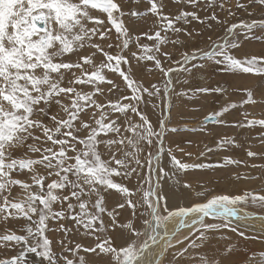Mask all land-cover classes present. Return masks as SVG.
I'll use <instances>...</instances> for the list:
<instances>
[{"label": "snow or ice", "instance_id": "6c2138e0", "mask_svg": "<svg viewBox=\"0 0 264 264\" xmlns=\"http://www.w3.org/2000/svg\"><path fill=\"white\" fill-rule=\"evenodd\" d=\"M171 2L181 6L175 15L163 12L164 0H146L150 5L147 11L156 17L159 28L153 35H141L155 40V44L150 47L137 43L142 51L131 52L130 56L136 59L137 67L140 61L154 62L147 71L158 70L162 81L145 86L142 78L133 77L131 61L123 55L132 34L123 19L125 8L129 19L139 16L136 6L141 0H0V219L24 221L20 234L8 230L0 235V246L20 249L16 255L0 259V264H33L26 258L28 253L39 258L38 264H95L86 259L87 254L103 258L104 264H235L231 259L235 246L221 243L229 239L223 235L225 229L245 237L243 230L238 231L231 224L230 218L237 216L233 205L251 197L253 204L264 206V195L219 193L190 206L170 207L163 182L174 176L165 169L163 158H168L174 173L205 165L178 159L176 151L189 158L193 154L172 147L175 142L168 140L165 133L177 129H169L163 115L151 120L141 106L160 98L162 112L166 113L172 74L179 77L204 68L203 64L188 66L198 56L219 71L264 78V54L243 58L232 54V50L239 51L241 47V32L264 27V0H236L234 7L250 19L235 22L221 20L215 10L218 2L220 10H227L228 17H234L228 0ZM188 6L196 10H185ZM201 8L211 10V15L200 17L197 10ZM101 17H106L115 29L117 43L103 44L110 38L111 30ZM194 21L209 30L213 23L220 25L225 36L218 41L209 37L208 50L192 48L182 52L179 60H172L173 53L161 50V45L169 42L168 36L161 33L195 39L203 33L185 27ZM135 39L138 42L140 37ZM171 42L187 46L180 39ZM86 46L91 51L81 54ZM113 47L118 49L115 54L110 51ZM168 61L176 67H165ZM125 64L129 65L127 71L122 68ZM105 69L118 73L126 87L122 90L107 79ZM105 83L110 85L106 90L101 86ZM129 90L130 94H123ZM195 91L221 93L223 89L202 87ZM244 91L247 99L242 103L255 105L252 89ZM105 92L121 94L101 102L97 96L104 97ZM234 107L235 104H229L205 120L224 124L220 117ZM244 115L246 123L238 127L264 126V119H248V114ZM234 143L231 137H222L215 147L222 149ZM213 150L206 147L200 156ZM257 155L247 151L248 157ZM224 161L237 163L230 157H224ZM132 177L137 181L134 190L125 184ZM183 187L190 189L191 185L185 183ZM114 192L121 200L109 209V198ZM197 196H207V191ZM125 208L142 220L151 245H160L155 254L149 252L154 259L145 260V252L150 248L147 241L137 246L132 239L144 234L133 220L119 222L118 210ZM173 221L175 229L169 231L167 224ZM52 222L57 226H51ZM116 229L127 233L121 236L120 246H116ZM181 229L188 230L187 235L178 239ZM48 232L59 233L60 238L51 239ZM87 239L91 243L86 245L83 240ZM54 244L59 245V253ZM81 251L85 255H80Z\"/></svg>", "mask_w": 264, "mask_h": 264}, {"label": "rangeland", "instance_id": "374dc122", "mask_svg": "<svg viewBox=\"0 0 264 264\" xmlns=\"http://www.w3.org/2000/svg\"><path fill=\"white\" fill-rule=\"evenodd\" d=\"M119 2V0H118ZM236 0H228V5L232 6V10L235 13L234 17H228L227 10H220L217 2L216 12L221 20L228 19L229 22H235L240 18L250 19L242 10H237L235 6ZM165 7L163 12L166 15H175L178 8L181 7L171 0H164ZM140 11V15L136 17L128 18V8H125L126 26L131 28V38L129 48L125 49L123 55L128 57L131 61L132 73L134 78H142L145 86L151 83L161 84L162 77L158 70H154L151 73L147 71L149 68H153L154 62L140 61V67H137V61L130 56L131 52L139 54L142 49L137 47V43L140 45L147 44L150 47L155 44V40H149L147 35H141V33H147L153 35L158 30L159 25L156 23V17L147 11L150 7L146 3V0H141L137 6ZM185 10L193 11L196 9L188 6ZM197 14L200 17L210 16V11H204L203 8L197 10ZM260 13L257 11V16ZM105 20V26L111 30V36L109 39L103 41L106 46L109 43H117V33L110 24L107 23L106 17H101ZM188 30L195 28L203 33L202 36H196L195 39H190L186 36H176L172 33H164L161 35H167L169 42L165 45H161L162 52L173 53L171 59L179 60L180 54L184 51H191L192 48H200L208 50L210 41L221 40L225 36V32L220 25L213 23L212 29H207L206 25H202L199 22L194 21L190 26H185ZM140 37L139 41L135 39ZM94 40L99 42L98 37H94ZM180 39L186 42V47H180L174 45L171 41ZM231 40V38H229ZM238 42L241 47L239 51L232 50V54L237 55L238 58H243L244 55H262L264 54V27L257 26L252 29L251 32H241L238 37ZM90 49L85 48L81 54H88ZM113 54L118 51L115 47L110 50ZM161 58H163L161 56ZM75 60V57H72ZM99 61V57H97ZM200 65L203 64L204 68H196L191 72L182 73L177 77L176 73L172 74L173 87L170 89V95L168 100L169 108L165 112H162L163 102L160 98H153V102L142 105L141 107L145 111V114L150 117L151 120L156 121L157 117L164 116L167 121L169 129L176 128V132L165 133L168 140L174 141L173 148L177 146L184 148L186 152L192 153V157L183 156L179 151L175 152L178 159L188 163H202L205 167L189 169L186 172L174 173L171 165L168 164V158L164 157L162 162L167 171L170 172L174 178L166 179L163 182L164 193L169 197L170 207H179L181 205L190 206L195 202H202L209 196L219 193H228L230 195H243L245 192H256L260 195H264V168L256 167L253 165H264V126H253L250 128L238 127L240 123H246L245 115L247 118L264 119V78L257 77L253 74H241L232 75L219 71L217 68L211 66V62L206 58L197 57L191 64ZM165 67H176L171 64L170 61L165 62ZM129 65L122 66L123 70L127 71ZM107 79L112 80L115 84L119 85L123 90L126 85L123 79L118 73H112L108 69L104 70ZM179 78V83H177ZM187 81V82H185ZM105 90L110 87L108 84L101 85ZM207 87L210 89L220 87L223 89L221 93H199L195 90L198 88ZM245 89H252L253 99L257 101L253 104H243L242 101L247 99V93ZM90 90V89H85ZM121 93L116 95H109L105 92L104 97L97 96L101 102H106L107 99H116ZM123 94H130V90ZM153 104L160 107H153ZM229 104H235L236 107L230 108L228 112L223 113L220 119L225 121L224 124L214 122H204V119L210 114L220 111L221 108L226 107ZM55 110V109H53ZM87 118V117H85ZM138 119V117H137ZM47 122V121H46ZM205 126V127H204ZM222 137H231L234 140V144L227 146L226 148L216 149V142ZM167 144V141H165ZM213 148L211 153H206L204 156H200L201 152L205 151V148ZM251 150L258 153L256 157H248L247 151ZM224 157H230L237 163L226 164ZM179 180V184L177 183ZM188 183L191 185L190 189H185L183 185ZM126 186L134 190V186L137 185L135 177H132L130 181H125ZM147 185H145L146 187ZM207 191V196L198 197L197 193ZM16 191H19L18 189ZM15 194V193H14ZM121 198L113 193V196L109 198V209L113 208L117 202H120ZM233 207L248 210V212L264 216V206L259 204H253L251 197L247 202H239ZM120 215L118 217L120 223H126L129 219H132L136 227L144 234L139 237H132L137 242V246L144 243L147 240L145 235V226L141 219H136L132 216L130 209L118 210ZM140 212L143 213L144 209L141 208ZM105 219H109L105 217ZM24 221L22 219H9L4 221L0 219V235L6 234L8 230L17 231L20 234V228L23 226ZM233 227H237L238 231L243 230L245 237H240L237 233L231 232L230 229L223 230V235L229 239L227 241H221L222 244L232 243L235 246L234 255L231 259L235 264H264V256H261V252H264V233H261L259 229L254 230L247 229L242 223L236 224L232 222ZM7 226V227H6ZM51 226L55 225L52 222ZM69 227L71 225H68ZM6 228V229H5ZM188 231V230H187ZM185 229H181L177 234V238H183L187 235ZM109 234L113 233L112 229L108 230ZM49 238L58 240L60 238L59 233L48 232L46 233ZM122 235L127 233H121L119 229L115 230L116 246L122 244ZM72 239L79 240V237H72ZM83 243L90 244L91 239H87V242L83 240ZM54 250L60 252L58 244L53 245ZM20 249L17 247L5 248L0 246V259L10 258L12 255H16ZM80 255H85L83 251ZM26 258L38 264L39 258L34 254H26ZM171 257L169 256V259ZM86 259L94 261L95 264L102 263V258L93 257L91 254H87Z\"/></svg>", "mask_w": 264, "mask_h": 264}, {"label": "bare ground", "instance_id": "6f19581e", "mask_svg": "<svg viewBox=\"0 0 264 264\" xmlns=\"http://www.w3.org/2000/svg\"><path fill=\"white\" fill-rule=\"evenodd\" d=\"M234 208L236 209L237 216L230 218L232 220V222H234L236 224L242 223L245 228L250 229V230H252V229L254 230V228H257L260 230L261 233H264L261 231V228L264 227V216H260V215L248 212V210L240 209L238 207H234ZM237 217H247V219L246 220H240ZM167 228L169 231L174 230L175 229V221L169 222L167 224ZM147 231L148 230L145 229V235H147ZM145 241H147L150 245L149 250L147 252H145V260L147 262L148 259H154V255L150 257L149 252L155 254L156 252L159 251L160 245L157 244V245L152 246L150 240L147 239Z\"/></svg>", "mask_w": 264, "mask_h": 264}, {"label": "crops", "instance_id": "0c3cea01", "mask_svg": "<svg viewBox=\"0 0 264 264\" xmlns=\"http://www.w3.org/2000/svg\"><path fill=\"white\" fill-rule=\"evenodd\" d=\"M85 242H87V240H85ZM85 244V243H84ZM100 259V258H99ZM103 259V258H102ZM100 262L102 263H98V264H104V259L103 260H100Z\"/></svg>", "mask_w": 264, "mask_h": 264}, {"label": "water", "instance_id": "95a60500", "mask_svg": "<svg viewBox=\"0 0 264 264\" xmlns=\"http://www.w3.org/2000/svg\"><path fill=\"white\" fill-rule=\"evenodd\" d=\"M204 122H214V120H205L204 119Z\"/></svg>", "mask_w": 264, "mask_h": 264}]
</instances>
